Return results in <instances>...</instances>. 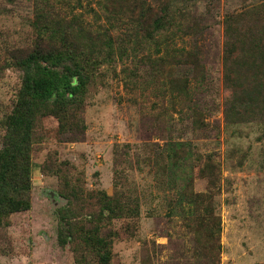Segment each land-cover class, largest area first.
I'll return each mask as SVG.
<instances>
[{
    "label": "trees",
    "instance_id": "16d2710c",
    "mask_svg": "<svg viewBox=\"0 0 264 264\" xmlns=\"http://www.w3.org/2000/svg\"><path fill=\"white\" fill-rule=\"evenodd\" d=\"M22 1L4 0L8 7H0V15L13 13ZM249 1L221 17L227 125L264 124V0ZM221 2L31 0L23 38L0 30V81L9 72L17 76L13 103L0 119V256L13 252L11 218L32 209L37 166L43 176L57 179V195L65 201L56 210L59 246H70L75 264H117L115 242L134 239L139 232L140 200L119 185L117 176L111 195L88 189L85 172L62 159L57 149L37 165L50 136L46 121L56 123L58 145L83 142L88 130L84 115L113 76L124 89L139 91L150 103V117L170 126V133L173 122L184 118L194 134L207 131L209 118L200 99L209 93L210 82L207 54L197 40L204 28L199 6L210 11ZM148 153L145 160L158 167L176 194L168 221L182 218L201 264H222L223 221L216 205L222 192L220 159L207 155L188 173L193 145L171 137L148 147ZM197 179L207 181L206 192L195 190ZM115 221H124L116 231L110 229ZM155 255L147 251L143 263H154Z\"/></svg>",
    "mask_w": 264,
    "mask_h": 264
},
{
    "label": "rangeland",
    "instance_id": "374dc122",
    "mask_svg": "<svg viewBox=\"0 0 264 264\" xmlns=\"http://www.w3.org/2000/svg\"><path fill=\"white\" fill-rule=\"evenodd\" d=\"M30 1L23 0L13 13L0 15V30H10L16 38H23L29 30L23 18L31 11L27 5ZM5 6L0 0V7ZM241 6L242 0H222L210 11L204 4L199 6L204 28L197 40L207 54L210 82L209 93L200 99L209 118L207 131L194 134L190 121L184 118L173 122L174 131L170 133V126L150 117L147 99L140 98L139 91L124 89L121 79L113 76L84 115L88 130L83 142L58 145L53 136L56 123L46 121L50 136L46 149L34 161L37 165L43 163L50 150L57 149L62 159H69L85 172L88 189L105 190L111 195L117 176L119 185L132 190L140 200L139 232L134 239L115 242L117 264H144L147 251L152 250L156 254L152 264L202 263L193 255V241L181 227L182 218L172 222L170 217L168 221L166 214L169 208L171 211L169 202L176 197L175 192L165 184L166 177L158 167L145 160L149 158L148 147L161 146L170 137L192 143L195 154L188 173L191 166L196 170L203 164L207 155L221 161L222 192L217 195L216 205L223 221L222 264H264V124L227 125L223 113L227 94L222 87L221 17ZM187 41L190 47L191 37ZM9 73L0 81V119L12 105L15 93L17 76ZM33 183L32 209L11 218L8 234L13 252L11 256H0V264H75L70 246L62 248L57 240L56 210L65 204L57 195V179L43 176L35 166ZM195 190L206 192L207 181L197 179ZM123 224L115 221L110 229L119 230Z\"/></svg>",
    "mask_w": 264,
    "mask_h": 264
}]
</instances>
